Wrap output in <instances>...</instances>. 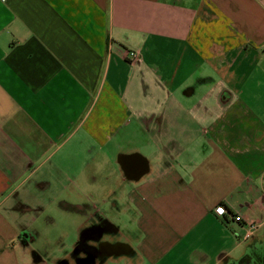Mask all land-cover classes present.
Instances as JSON below:
<instances>
[{"label": "crops", "instance_id": "crops-1", "mask_svg": "<svg viewBox=\"0 0 264 264\" xmlns=\"http://www.w3.org/2000/svg\"><path fill=\"white\" fill-rule=\"evenodd\" d=\"M47 210L96 264L264 249V0H0V264L85 255L30 247Z\"/></svg>", "mask_w": 264, "mask_h": 264}, {"label": "rangeland", "instance_id": "rangeland-1", "mask_svg": "<svg viewBox=\"0 0 264 264\" xmlns=\"http://www.w3.org/2000/svg\"><path fill=\"white\" fill-rule=\"evenodd\" d=\"M110 170L116 169V164L110 162ZM79 200V197L78 199ZM80 202V200H79ZM80 215H76L72 211H62V210H47L42 211L39 216L35 219L34 222L30 224L29 229L34 231L38 234V240L36 242L28 243L30 247L36 250L41 251V247L44 245V238H51V242H55L60 237L65 241L67 247L66 250L70 252L72 250V244L77 239L79 235V230L75 227L76 224L82 222ZM76 220V221H75ZM78 220V221H77ZM77 222V223H76ZM55 246V245H53ZM76 246V245H75ZM77 249H80V246H78L77 243ZM16 250V248H15ZM59 252V251H58ZM57 250H55L54 253H58ZM22 253V252H21ZM20 253H19V263H24L27 259H21ZM59 256V255H58ZM61 256V255H60ZM69 256V254H68ZM63 256L61 259L52 258V256H44L42 257L44 261L47 264H61L63 261L68 262L70 260V263H73L75 260V254L71 253L70 258L68 259ZM30 261L32 263H38V258H36V253L33 251L30 253ZM42 260V259H41ZM97 263V260L94 262V264Z\"/></svg>", "mask_w": 264, "mask_h": 264}, {"label": "flooded vegetation", "instance_id": "flooded-vegetation-1", "mask_svg": "<svg viewBox=\"0 0 264 264\" xmlns=\"http://www.w3.org/2000/svg\"><path fill=\"white\" fill-rule=\"evenodd\" d=\"M103 228V223H95L83 226L79 232V238L81 240L80 242H78V246H80V249L85 251V255L75 257L73 263L63 261V263L61 264H94L96 260H101L102 254L105 251H108V249L117 250V244L109 245L104 242H98V239L102 234ZM89 237L96 239L98 244L93 246L87 245L85 241ZM252 250L253 251L251 255L241 260V263L239 262L237 264H264V249L256 250L254 248Z\"/></svg>", "mask_w": 264, "mask_h": 264}, {"label": "built area", "instance_id": "built-area-1", "mask_svg": "<svg viewBox=\"0 0 264 264\" xmlns=\"http://www.w3.org/2000/svg\"><path fill=\"white\" fill-rule=\"evenodd\" d=\"M128 55L130 56L131 59H135L137 57V53L135 51H129ZM232 220L240 222L241 217H240V215L236 214V215L232 216ZM256 228H257V226L254 223H246L243 238L244 239L251 238L253 236V231Z\"/></svg>", "mask_w": 264, "mask_h": 264}, {"label": "trees", "instance_id": "trees-1", "mask_svg": "<svg viewBox=\"0 0 264 264\" xmlns=\"http://www.w3.org/2000/svg\"><path fill=\"white\" fill-rule=\"evenodd\" d=\"M252 251H253L252 249H248L247 253L244 256H242L237 262H235V264H237L239 262L241 263V260H243L244 258H246L249 255H251ZM231 264H234V263H231Z\"/></svg>", "mask_w": 264, "mask_h": 264}]
</instances>
